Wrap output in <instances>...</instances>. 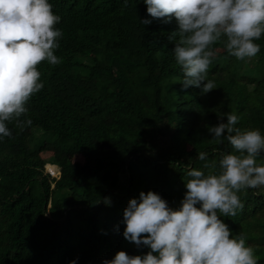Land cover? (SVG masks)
I'll list each match as a JSON object with an SVG mask.
<instances>
[{
	"label": "trees",
	"instance_id": "16d2710c",
	"mask_svg": "<svg viewBox=\"0 0 264 264\" xmlns=\"http://www.w3.org/2000/svg\"><path fill=\"white\" fill-rule=\"evenodd\" d=\"M50 3L61 17L54 50L60 62L37 65L44 87L30 96L26 114L7 122L11 136L0 139V264H102L118 250L145 254L148 246L122 234L129 199L152 190L176 208L188 166L215 173L221 155L233 151L226 139H212L202 121L216 125L235 111L237 127L264 133V35L256 41L259 52L244 59L214 44L222 52L208 78L217 88L202 93L182 87L172 52L178 37L170 38L178 30L174 17L152 18L143 0ZM143 18L151 23L143 25ZM28 118L31 124L22 123ZM48 147L54 153L46 159ZM201 151L204 160L197 158ZM74 152L87 175L69 180L67 173L76 172L61 158ZM55 162L61 170L53 177L46 165L55 169ZM239 195L243 208L221 218L264 264V189Z\"/></svg>",
	"mask_w": 264,
	"mask_h": 264
},
{
	"label": "clouds",
	"instance_id": "9594fccd",
	"mask_svg": "<svg viewBox=\"0 0 264 264\" xmlns=\"http://www.w3.org/2000/svg\"><path fill=\"white\" fill-rule=\"evenodd\" d=\"M143 3L152 18L168 22L174 17L178 24L170 38L178 37L172 52L183 72L182 87L196 86L202 93L217 88L208 78L216 43L238 59L253 57L260 50L256 41L264 35V0ZM52 8L50 0H0V139L11 136L7 122L26 114V102L44 87L37 65L44 60L53 65L60 62L54 50L62 36L55 27L61 17ZM140 21L151 23L148 18ZM239 119L233 111L226 114V121L208 126L212 139L218 143L226 139L233 151L221 155L218 172L188 166L186 191L178 207H170L152 190L129 199L122 234L150 250L136 255L118 250L102 264H257L243 233L234 235L221 218L243 208L241 190L264 189V133L259 128L241 130L236 126ZM22 123L31 124V119ZM206 155L201 151L197 158L204 160ZM105 203H110L109 198ZM69 264H77L76 259Z\"/></svg>",
	"mask_w": 264,
	"mask_h": 264
},
{
	"label": "rangeland",
	"instance_id": "374dc122",
	"mask_svg": "<svg viewBox=\"0 0 264 264\" xmlns=\"http://www.w3.org/2000/svg\"><path fill=\"white\" fill-rule=\"evenodd\" d=\"M213 48L215 49V52H216V55L214 56L213 59H217L220 55V53L222 52V49L219 47V46H215L213 45ZM96 51L95 48H88V52L91 53V54H94ZM114 68H115V73H118V69H119V63L118 61H116L114 63ZM94 74L96 76H99V77H104L105 76V73L102 72V71H94ZM212 120H209V119H205L202 121V125H205L206 127L210 126L212 124ZM165 141H166V138H163L162 136H158L156 138V142L157 144L161 147L163 145H165ZM188 145V150H190L192 148V145L190 143L187 144ZM53 151H52V147H48L45 151H43L41 153V156L43 158H50L52 157L53 155ZM49 164V163H48ZM46 165V169H49V170H53L52 167L50 168L49 165ZM52 164L53 166H55V170L56 171H59L61 170V167L58 163L55 162L54 163H50ZM61 164H64L65 166H70V168H72L73 170H75L76 173H67V178H69V180H78V175H87L86 173V170L83 168V165H84V159L82 157L81 154H79L78 152H74L73 154H71L68 158L64 159L61 158ZM90 173H93L92 170H89ZM59 174V173H58ZM56 173V175H58ZM77 175V176H75ZM59 176V175H58Z\"/></svg>",
	"mask_w": 264,
	"mask_h": 264
},
{
	"label": "built area",
	"instance_id": "2783aa9c",
	"mask_svg": "<svg viewBox=\"0 0 264 264\" xmlns=\"http://www.w3.org/2000/svg\"><path fill=\"white\" fill-rule=\"evenodd\" d=\"M47 172L50 173V175L53 176V177H56V176H58V175L60 176V172H59V171H56L55 169H53V170H49V169H47ZM56 173H57V174L59 173V174L56 175Z\"/></svg>",
	"mask_w": 264,
	"mask_h": 264
}]
</instances>
